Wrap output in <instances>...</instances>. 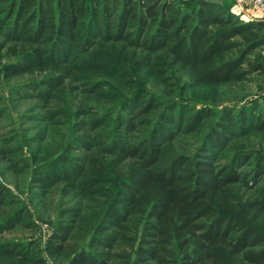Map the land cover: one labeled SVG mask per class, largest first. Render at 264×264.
Segmentation results:
<instances>
[{"label":"trees","instance_id":"16d2710c","mask_svg":"<svg viewBox=\"0 0 264 264\" xmlns=\"http://www.w3.org/2000/svg\"><path fill=\"white\" fill-rule=\"evenodd\" d=\"M260 47L264 19L213 0H0V79L29 76L14 90L74 117L53 155L0 149L37 198L69 197L42 248L5 241L31 222L0 183V264H264V93L181 98L264 80Z\"/></svg>","mask_w":264,"mask_h":264},{"label":"rangeland","instance_id":"374dc122","mask_svg":"<svg viewBox=\"0 0 264 264\" xmlns=\"http://www.w3.org/2000/svg\"><path fill=\"white\" fill-rule=\"evenodd\" d=\"M254 56L258 61L264 62V47L258 48ZM28 77L0 79V149L15 148L28 161L30 159L31 163L34 153L53 155L60 149L61 142L72 136L74 117L71 115L69 118H56L57 122L49 121L38 100L23 98L22 89L14 90L15 85L22 84ZM249 77L250 80L245 83L244 92L226 94L225 90L206 87L184 92L181 98L197 106L210 102L213 106L219 107L222 104L232 103L234 96L237 97L235 105L241 106L243 102L264 93L263 75L254 73ZM150 90L160 95L167 93L161 86L150 88ZM17 91L22 93L17 94ZM175 97H178V94ZM44 138L45 141H41ZM258 140L264 143L258 137L252 141L258 142ZM190 142H192L190 138L182 136L177 144L180 149L187 151ZM78 152L74 150L72 154ZM24 169L22 167L19 172L12 171L0 154V183L9 187L11 192L17 195L21 206L26 207L27 221L29 219V223L31 222L29 225L17 224L3 232L1 237L5 241H37L42 248L52 234V223L57 219L59 209L68 204L69 197L62 196L60 191L54 190L44 199L37 198L38 196L33 192L36 188L30 184V175ZM32 197L36 198L31 201Z\"/></svg>","mask_w":264,"mask_h":264},{"label":"built area","instance_id":"2783aa9c","mask_svg":"<svg viewBox=\"0 0 264 264\" xmlns=\"http://www.w3.org/2000/svg\"><path fill=\"white\" fill-rule=\"evenodd\" d=\"M229 10L242 21L264 19V0H233Z\"/></svg>","mask_w":264,"mask_h":264},{"label":"crops","instance_id":"0c3cea01","mask_svg":"<svg viewBox=\"0 0 264 264\" xmlns=\"http://www.w3.org/2000/svg\"><path fill=\"white\" fill-rule=\"evenodd\" d=\"M213 1L221 4L223 7L228 8V9L231 7L233 3V0L232 1L231 0H213Z\"/></svg>","mask_w":264,"mask_h":264}]
</instances>
